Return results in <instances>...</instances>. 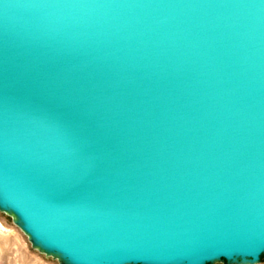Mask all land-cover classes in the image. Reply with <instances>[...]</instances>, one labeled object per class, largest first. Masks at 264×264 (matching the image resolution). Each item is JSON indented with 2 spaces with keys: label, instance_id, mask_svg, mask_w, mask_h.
<instances>
[{
  "label": "water",
  "instance_id": "1",
  "mask_svg": "<svg viewBox=\"0 0 264 264\" xmlns=\"http://www.w3.org/2000/svg\"><path fill=\"white\" fill-rule=\"evenodd\" d=\"M0 213L61 264H260L264 0H0Z\"/></svg>",
  "mask_w": 264,
  "mask_h": 264
},
{
  "label": "rangeland",
  "instance_id": "2",
  "mask_svg": "<svg viewBox=\"0 0 264 264\" xmlns=\"http://www.w3.org/2000/svg\"><path fill=\"white\" fill-rule=\"evenodd\" d=\"M31 248L27 237L13 224L11 217L0 213V264H56ZM264 264V257L261 263Z\"/></svg>",
  "mask_w": 264,
  "mask_h": 264
},
{
  "label": "snow or ice",
  "instance_id": "3",
  "mask_svg": "<svg viewBox=\"0 0 264 264\" xmlns=\"http://www.w3.org/2000/svg\"><path fill=\"white\" fill-rule=\"evenodd\" d=\"M62 260H63V264H71V262L68 261L66 257H62ZM56 264H61V261L58 260ZM126 264H144V261L141 260L138 262L137 260L132 259L127 261Z\"/></svg>",
  "mask_w": 264,
  "mask_h": 264
}]
</instances>
